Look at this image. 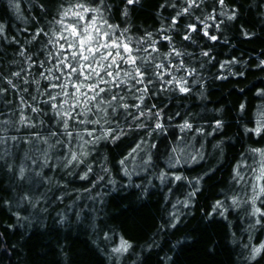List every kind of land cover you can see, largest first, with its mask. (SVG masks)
<instances>
[{
    "label": "snow or ice",
    "instance_id": "6c2138e0",
    "mask_svg": "<svg viewBox=\"0 0 264 264\" xmlns=\"http://www.w3.org/2000/svg\"><path fill=\"white\" fill-rule=\"evenodd\" d=\"M205 4L206 0H184L182 8L165 17L161 9H176L177 5L164 0L157 7L159 27L154 31L144 30L135 39L129 35L137 30L131 24V16L138 5L144 6V0H31L30 7L36 10V14L30 18L18 16L29 21L30 27L23 29L25 33H32L30 38L26 36V44L16 36H9L8 25L0 23V44L6 41L5 47L15 45L14 55L20 58L11 60L5 69L0 56V168L11 174L21 189L16 197L17 221L28 219L19 211L24 205L35 209L41 201L47 203L53 187L66 191L68 182L65 177L88 180L94 163L89 157L102 144L112 143L120 147L127 143L118 163L130 183L134 175L147 173L152 168L153 153L159 152L157 143L153 142L154 136L167 133L168 122L180 115L179 112L174 115L167 112L168 106L174 103V95L182 94L186 98L193 90L192 85L206 83L198 78L189 83L197 69L186 64L184 57H191L192 53L177 48L173 34L188 42L189 46L197 44L203 37L218 42L221 37L211 34L210 29L223 32L221 25L228 27L226 21L235 22L240 17L239 9L228 0H214L213 4L207 5L210 11L206 16L196 15L197 10L203 11ZM10 6L17 14L21 13L18 0H10ZM117 15L122 17L119 24L113 20ZM188 18L191 22L182 25L181 21ZM240 27L243 29V25ZM241 35L250 39L255 33L242 30ZM161 48L167 50L161 52ZM200 55L207 58V62L215 59L211 49H202ZM238 63V59L232 58L220 63L219 68L230 69ZM201 67H204L203 63ZM257 67L264 70V60H260ZM181 71L185 75L176 74ZM230 74L244 75L236 71H230ZM215 79L227 80L228 76L217 74ZM256 94L264 98V87ZM238 108L243 113L247 106L240 103ZM13 115L16 119H12ZM182 119L183 123L178 125L180 130H193L192 121ZM214 123L210 134L225 126L221 118H215ZM253 123V127L244 125L243 130L264 137V107L257 110ZM196 131L205 132L202 127ZM180 140L183 141L184 137ZM10 143L18 151L19 145L27 146L20 163H16L17 158L9 151L7 146ZM223 145L222 140L215 145L221 156ZM178 152L183 149L171 148L172 154L166 157L167 170H160L155 178L161 184L187 182L193 188L184 200H177L172 205L174 210L168 213L167 221L160 225L158 232L178 228L182 221L177 205L191 207L203 179L196 177L193 180L170 171L182 163ZM250 152L258 154L259 159L254 160V165L245 164L252 172L247 177L250 183L243 185L247 199L225 193L224 199L214 201L208 213L210 217L219 215L227 220L230 209L247 205L249 242L243 245L247 250L246 264H254L258 258L264 257V241L254 242L252 235L258 227L264 229V148H251ZM137 158L141 161L138 165L140 171L136 167L130 170L128 164ZM204 158L202 153H189L183 163H198ZM81 166L84 170L78 171ZM101 168L104 173L111 171L105 165ZM46 169L62 173L60 179H56L55 174H46ZM212 171L215 169L210 168L209 172ZM234 173L232 179L237 183L246 180L239 164ZM103 179V175L97 176V180ZM108 183L115 185L116 181L109 179ZM147 183L150 185L151 180ZM38 186H44L46 191L34 199L33 189ZM134 187L147 194L146 186L135 184ZM55 199L63 201L64 195H55ZM4 203L12 207L11 200ZM66 219L61 217L59 223L63 224ZM101 239L108 241L110 236L105 233ZM118 240L119 243L111 248V254L123 257L133 245L124 236ZM232 242L236 243V240ZM180 243L177 241L176 246ZM158 246L154 242L147 245L146 250L151 252ZM64 256L67 261V254ZM170 259L162 257L160 264H166Z\"/></svg>",
    "mask_w": 264,
    "mask_h": 264
},
{
    "label": "trees",
    "instance_id": "16d2710c",
    "mask_svg": "<svg viewBox=\"0 0 264 264\" xmlns=\"http://www.w3.org/2000/svg\"><path fill=\"white\" fill-rule=\"evenodd\" d=\"M18 2L20 14L10 6V0H0V23L8 25L9 36H16L26 44V36L30 38L32 33H25L23 29L30 27L29 21L18 16L30 18L36 14V10L30 7L31 0ZM169 2L175 3L177 7L161 9L165 17L174 15L184 6V0ZM213 2L206 0L203 11L197 10L196 15L202 18L206 16L210 11L207 5ZM228 2L239 9L240 17L235 22L226 21L228 27L221 25L223 32L210 29L211 34L221 37L218 42L203 37L197 44L189 46L188 42L181 41L173 34L176 47L192 53L191 57H184L186 64L197 69L196 75L189 78V83L196 78L206 83L192 85L193 90L186 98L182 94L174 95V103L168 106L167 112L168 115L177 112L180 115H175L168 122L167 133L154 136L153 142L157 143L159 152L157 154L154 151V163L147 173L134 175L130 183L118 163L127 143L120 147L112 143L102 144L89 157L94 163L93 173L88 180L65 177L64 180L68 182L66 191L53 187L52 192L48 193L47 203L41 201L35 209L24 205L19 211L21 216L28 219L17 221L16 197L21 189L11 174L0 168V197L3 198L0 200V264H160V259L165 256L171 257L166 264H246L247 250L243 245L249 242V233L246 231L250 223L246 215L247 205L230 209L227 220L219 215L210 217L208 213L214 201L224 199L225 193L247 199L243 185L250 183L247 177L252 172L245 164L254 165V160L259 159L258 154L250 152L251 148H264V137L243 130L244 125L254 126L257 110L264 107V98L256 94L264 87V70L257 67L259 61L264 60V0ZM163 3L164 0H144L142 8L139 5L136 7L131 24L137 30L129 34L133 39L142 35L144 30L154 31L159 27L157 7ZM121 19L119 15L113 17L117 24ZM187 22H191V18L182 20L181 24ZM242 30L254 32L255 35L249 39L241 35ZM6 43L0 44V56L3 57L5 69L11 60L20 59L14 55L16 46L5 47ZM202 49H211L215 59L207 62V58L200 55ZM166 50L161 48V52ZM232 58L238 59L240 63L230 66V69L219 68L220 63ZM202 63L204 67H201ZM230 71L243 72L244 75H231ZM176 74L185 75L183 71ZM217 74L227 75L228 79H215ZM240 103L247 106L243 113L238 108ZM182 117L192 121L193 130H180L178 125L183 123ZM215 118L223 119L225 126L219 132L210 134L215 127ZM12 119H16V116L13 115ZM199 127L205 130L203 134L196 131ZM180 137H184V140L181 141ZM221 140L224 141L222 156L215 147ZM7 147L17 158L16 163H20L27 146L19 145V151L11 143ZM173 147L183 149V152L177 153L182 163L170 171L193 180L196 177L203 179L192 206L185 208L177 205L182 221L178 228L158 232L160 225L167 221L168 213L174 210L172 205L177 200H184L193 188L187 182L161 184L155 178L160 170H167L166 157L172 154ZM198 152L205 158L198 163H183L189 153ZM140 163L137 158L128 167L130 170L136 167L140 171ZM238 164L241 174L246 176V180L241 183L232 179ZM101 165L111 171L104 173ZM210 168L215 171L209 172ZM83 170L84 166H81L78 171ZM45 172L48 175L55 174L56 179L62 175L60 172H48L47 169ZM98 175H103L104 179L97 180ZM109 179H114L116 184H109ZM148 180H151L150 185ZM135 184L146 186L147 194L134 187ZM45 191L44 186L33 189L34 199ZM53 193L63 194V201L56 200ZM248 193L251 194L250 189ZM7 200L12 201L11 208L4 203ZM61 217H67L63 224L59 223ZM105 233L110 236L108 241L101 239ZM252 235L254 242L264 241V229L258 227ZM120 236L133 245L123 257L111 254V248L119 243ZM233 239L236 243L232 242ZM177 241H181L178 246ZM154 242L159 246L148 252L146 246ZM254 264H264V257L258 258Z\"/></svg>",
    "mask_w": 264,
    "mask_h": 264
}]
</instances>
